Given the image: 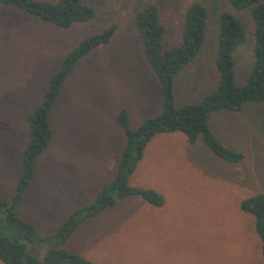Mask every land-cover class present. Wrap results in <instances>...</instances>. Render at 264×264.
Listing matches in <instances>:
<instances>
[{
    "label": "rangeland",
    "instance_id": "1",
    "mask_svg": "<svg viewBox=\"0 0 264 264\" xmlns=\"http://www.w3.org/2000/svg\"><path fill=\"white\" fill-rule=\"evenodd\" d=\"M83 1L96 15L69 29L0 5V196L5 198L19 175L27 117L40 103L48 77L82 39L116 25L111 41L92 50L67 77L49 115L52 142L38 157L18 206L21 218L41 234H50L75 209L92 202L115 177L125 144L117 113L126 110L135 129L160 112V85L134 26L138 9L148 3L158 7L165 51L179 43L189 4L208 9L205 44L176 79V105L197 101L216 87L220 13H234L247 31L235 54L239 84L252 61L249 12L235 11L227 0ZM210 125L224 146L243 154L240 163L214 158L201 141L190 146L178 133L157 136L129 184L157 191L164 205L122 199L83 223L65 248L94 264H264L253 218L239 210L242 200L264 194V103L217 113Z\"/></svg>",
    "mask_w": 264,
    "mask_h": 264
},
{
    "label": "trees",
    "instance_id": "2",
    "mask_svg": "<svg viewBox=\"0 0 264 264\" xmlns=\"http://www.w3.org/2000/svg\"><path fill=\"white\" fill-rule=\"evenodd\" d=\"M235 11H248L252 22V61L242 84L235 75V54L247 41L242 21L232 12L217 17L216 87L201 99L176 105L175 82L184 69L198 57L206 39L208 9L199 2L189 4L182 13L179 43L163 50L165 29L158 7L148 3L138 9L134 26L143 55L161 89L162 106L154 117L130 127L126 110H120L115 122L125 135L115 177L105 183L89 204L75 209L49 234H41L32 223L22 219L18 206L33 181L38 157L50 146L53 130L49 115L67 77L78 63L95 48L108 44L116 32L110 24L102 31L82 39L61 59L60 67L47 79L40 103L26 120L27 140L20 157L19 175L11 196H0V263L1 264H94L65 248L83 223L114 208L125 198H138L145 204L161 208L164 197L153 189L131 186L129 180L151 141L160 135L181 134L188 145L201 141L210 154L228 164L240 163V151L224 146L214 134L210 120L220 112H241L249 104L264 103V0H227ZM0 5L36 18L59 29L92 20L95 9L83 0H0ZM239 210L253 218L264 263V194L242 200Z\"/></svg>",
    "mask_w": 264,
    "mask_h": 264
}]
</instances>
